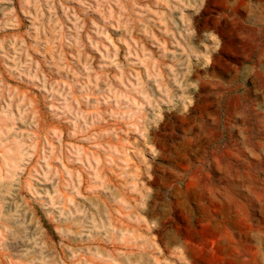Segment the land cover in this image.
<instances>
[{
	"label": "rangeland",
	"instance_id": "obj_1",
	"mask_svg": "<svg viewBox=\"0 0 264 264\" xmlns=\"http://www.w3.org/2000/svg\"><path fill=\"white\" fill-rule=\"evenodd\" d=\"M0 264H264V0H0Z\"/></svg>",
	"mask_w": 264,
	"mask_h": 264
}]
</instances>
